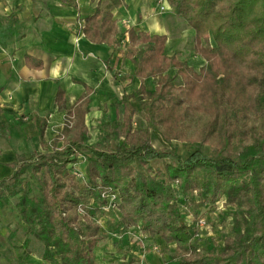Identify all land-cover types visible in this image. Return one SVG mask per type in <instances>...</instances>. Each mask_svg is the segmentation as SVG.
<instances>
[{
    "label": "trees",
    "instance_id": "trees-1",
    "mask_svg": "<svg viewBox=\"0 0 264 264\" xmlns=\"http://www.w3.org/2000/svg\"><path fill=\"white\" fill-rule=\"evenodd\" d=\"M59 1L79 8L78 0ZM167 1L195 30V54L206 63L196 70L179 55L165 53L167 35L132 28L126 52L141 85L116 103L121 114L113 128L120 140L116 150L89 143V90L69 108L53 147L42 120L44 150L18 154L9 164L13 175L0 181V207L18 196L26 253L59 264H99L95 250L106 238L100 221L112 217L118 233L139 229L169 248L178 264H264V0ZM122 5L124 0H99L85 18V36L121 44L112 9ZM147 78L157 79L153 90L146 88ZM63 95L59 89L57 100ZM191 113L200 116L202 129L199 146L187 159L153 146V132L168 143L190 140ZM248 135L252 144H246ZM85 149L84 177L78 178L75 165ZM160 158L175 162L155 168L152 162ZM218 211L230 216V230L223 232L221 215L220 222L210 219ZM202 217L222 245L203 234ZM10 264L33 263L12 258Z\"/></svg>",
    "mask_w": 264,
    "mask_h": 264
},
{
    "label": "crops",
    "instance_id": "crops-1",
    "mask_svg": "<svg viewBox=\"0 0 264 264\" xmlns=\"http://www.w3.org/2000/svg\"><path fill=\"white\" fill-rule=\"evenodd\" d=\"M101 1L107 4L110 0ZM98 2L78 0L77 9L59 0H0V172L13 173L9 164L18 154L27 153L24 125L30 127L32 140L40 144L42 120L46 121L47 141L51 118L59 111L66 118L69 108L88 90L87 126L93 107L113 100L117 103L124 92L130 93L134 79L138 80V90L141 81L134 75V61L126 52L130 29L167 35L165 53L179 55L196 70L206 63L195 54V30L174 14L167 0H124L125 5L112 9L122 43L113 46L91 41L83 28ZM153 79L144 81L148 90H153L149 89ZM59 89L64 91L60 101ZM16 116L26 118L17 120ZM3 179L7 178L0 176V181ZM175 262L170 259L169 264Z\"/></svg>",
    "mask_w": 264,
    "mask_h": 264
},
{
    "label": "rangeland",
    "instance_id": "rangeland-1",
    "mask_svg": "<svg viewBox=\"0 0 264 264\" xmlns=\"http://www.w3.org/2000/svg\"><path fill=\"white\" fill-rule=\"evenodd\" d=\"M213 44H215L212 41ZM189 50V49H188ZM193 50V49H192ZM190 49V51H192ZM194 53V50L191 54ZM171 75L176 74V70H169ZM152 84H149V89H154V86L157 83V79L154 78ZM136 82V83H135ZM135 83V84H134ZM176 83L179 85L181 83L180 79H177ZM131 87H129V92L134 93L137 90L135 87L138 84V80L134 79V82ZM135 89V90H134ZM101 103V102H100ZM97 105V104H96ZM135 105L140 109L138 101H135ZM116 100L110 101L105 106H95L92 109V112L88 115V127L90 133V145H94L99 149L115 151L116 145L119 139H117L113 134V128L116 127L121 121V114L117 112ZM21 117V116H20ZM16 116L17 120H23L25 116L21 118ZM20 118V119H19ZM26 118V117H25ZM29 121V118H27ZM51 122L48 125L47 129V142L50 147L55 145V136L61 133L65 121V113L59 111L56 118H51ZM189 125L190 133L188 134L191 137L190 140L180 141L172 139L170 143L164 141L161 134L153 132V146L157 149L166 148L171 152H175L177 155L181 156L183 159H187L199 146L198 138L200 137L201 124L200 116L198 114L191 113L189 115ZM257 124H260L259 120H256ZM24 132L26 140V152L32 148L35 150H44L40 146L39 140H32L30 136V127L24 125ZM251 136L246 137V144H252ZM73 134H70L66 139H72ZM64 140H60L57 143V146L62 147ZM207 152H211L213 147L205 146ZM88 150H83L78 155V162L75 165L74 174L78 178L84 177V171L87 164L86 155H88ZM174 159L165 158L157 159L152 162V165L155 168L165 169V164L174 163ZM13 173L0 172V176L5 178H10ZM35 192L40 194L39 185L34 182ZM19 203L18 196L13 197L8 204L4 207H0V264H10L12 258H21L25 261H29L33 264H59L57 262H48L41 257H38L36 254L26 253L24 248H22V235L25 231V226L22 223L21 217L19 215L17 205ZM219 210L223 212V202L219 204ZM203 212H206V209H202ZM218 215H221L222 230L226 232L230 230L231 218L227 215H222L221 212H216L213 217L210 219L212 221L220 222ZM220 216V217H221ZM189 217V216H188ZM215 218V219H214ZM190 219V218H189ZM101 225L104 228L106 233V238L101 243V245L95 250L96 261L99 264H126L131 260H135L137 264H148L149 262L156 261L162 264H169L172 252L169 248L162 247L161 244L156 243L147 238L142 231L139 229H131L128 233L122 234L118 233L115 230V221L112 217H104L100 221ZM199 225L203 234L207 233V236H214L217 238L216 244L222 245V238H220L219 233H215L213 229L210 228L208 222L206 223V218H201ZM20 229V230H18ZM115 230V231H114ZM205 237V235H204ZM148 255V256H147ZM149 261V262H148ZM158 263V264H159ZM175 264H178L175 262Z\"/></svg>",
    "mask_w": 264,
    "mask_h": 264
},
{
    "label": "built area",
    "instance_id": "built-area-1",
    "mask_svg": "<svg viewBox=\"0 0 264 264\" xmlns=\"http://www.w3.org/2000/svg\"><path fill=\"white\" fill-rule=\"evenodd\" d=\"M161 9H162V10H165V7L163 6V4L161 5Z\"/></svg>",
    "mask_w": 264,
    "mask_h": 264
}]
</instances>
